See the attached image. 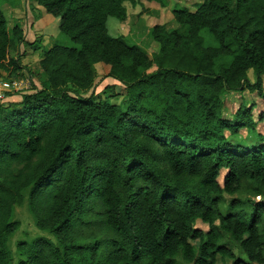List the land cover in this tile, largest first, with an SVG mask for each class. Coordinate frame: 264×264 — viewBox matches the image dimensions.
Returning a JSON list of instances; mask_svg holds the SVG:
<instances>
[{
	"label": "trees",
	"instance_id": "1",
	"mask_svg": "<svg viewBox=\"0 0 264 264\" xmlns=\"http://www.w3.org/2000/svg\"><path fill=\"white\" fill-rule=\"evenodd\" d=\"M34 2L73 46L44 49L30 69L22 49L35 42L0 10V71L33 82L0 104V264H264V112L242 102L223 115L228 93L264 99V0L173 9L177 28L153 27L150 56L107 28L139 0ZM98 64L119 105L84 97ZM242 131L258 142H233ZM23 205L42 236L12 253Z\"/></svg>",
	"mask_w": 264,
	"mask_h": 264
},
{
	"label": "rangeland",
	"instance_id": "2",
	"mask_svg": "<svg viewBox=\"0 0 264 264\" xmlns=\"http://www.w3.org/2000/svg\"><path fill=\"white\" fill-rule=\"evenodd\" d=\"M142 4L143 10L139 9L137 5L131 6L126 5L128 19L125 23L120 24L114 19H110L107 28L108 33L111 37L118 38L123 36L126 43L129 46H136L150 56L154 51H157V45L153 42L151 38V30L154 26H164L166 30H174L177 25L172 18L173 9H185L188 11H195L197 3L201 0H163L165 7L160 8L155 3H147L144 0H139ZM0 10L8 21V27L12 28L14 25H21L24 32L27 34L33 27L32 23L36 20L35 26L33 27L34 36H31L32 42L35 45L28 46L24 45L22 51L25 55L21 56V63L30 69L37 68V61L39 55L44 49H48L54 45H59L63 47H72L73 45L69 39L62 36L57 27L59 20L53 18L43 11L36 9L34 0H0ZM141 11V12H140ZM40 17V19H39ZM38 27L37 30L35 28ZM107 67L98 64L95 66L97 72V79L94 82L93 88L84 97H88L92 94L97 95V99L106 100L111 104L119 105L121 102V87L119 84L112 79L104 78ZM30 72H32L30 70ZM30 73L23 77L8 78L7 76L0 75V82L4 81L11 85V92L5 96L2 104L14 103L17 97L20 99L22 94L28 93L33 88V82L29 79ZM247 78L250 84L254 83V76L252 71H249ZM14 80V81H13ZM35 83H38L36 79H33ZM262 81V92L264 95V76L261 77ZM17 84V86H14ZM117 85L118 87H112ZM36 88L38 86L36 85ZM113 89V90H112ZM243 93H228L224 96V111L223 115L225 117H230L233 115L237 108L242 104L253 108V117L257 119L259 114L264 112V99L259 98L256 93L250 94L245 89ZM20 101V100H19ZM97 102V100L95 101ZM256 131L264 134V120L257 122ZM250 140L249 143L245 144V138ZM256 132H245L242 131L238 137L232 138L233 142L242 144L244 146L250 144H256L258 141L255 139ZM264 143V138L262 142ZM226 173L224 171L219 175L218 181L222 186V180ZM254 201H258V198H252ZM15 219L20 223L19 231L10 239L9 248L12 253L15 251V243L17 241L26 240L32 241L35 237L42 236L33 225L32 218L29 215L27 206L23 205L15 210ZM196 229L206 230L205 226H202L200 222L196 223Z\"/></svg>",
	"mask_w": 264,
	"mask_h": 264
},
{
	"label": "crops",
	"instance_id": "3",
	"mask_svg": "<svg viewBox=\"0 0 264 264\" xmlns=\"http://www.w3.org/2000/svg\"><path fill=\"white\" fill-rule=\"evenodd\" d=\"M36 9L39 11V8H38V7H36ZM39 19H40V17H39ZM35 23H36V21H33V23H32L33 27L35 26ZM7 24H8V21H7ZM33 27H32L31 30H34ZM37 29H38V27L35 28V30H37ZM22 30H23V28H22ZM31 30L28 31L27 34H26V33L24 32V30H23L24 39H25V42H26V43H33V42H32V39H33V38H32L31 36H34V35H35V34H34L35 31L31 32ZM50 48H51V47H50ZM50 48H48V49H50ZM37 62H38V61H37ZM107 71H108V68L106 69V73H107ZM0 75H2V76H7V74H6L5 72H3V71H0ZM22 77H23V76H22ZM12 78H15V77L13 76ZM13 81H14V80H13ZM34 84L36 85L35 82H34ZM20 99H21V97H20ZM20 99L17 97V100H15L14 102H19Z\"/></svg>",
	"mask_w": 264,
	"mask_h": 264
},
{
	"label": "built area",
	"instance_id": "4",
	"mask_svg": "<svg viewBox=\"0 0 264 264\" xmlns=\"http://www.w3.org/2000/svg\"><path fill=\"white\" fill-rule=\"evenodd\" d=\"M14 86H17V84H15ZM11 91V85L9 83L4 81L0 82V104H2L5 96L8 95Z\"/></svg>",
	"mask_w": 264,
	"mask_h": 264
}]
</instances>
